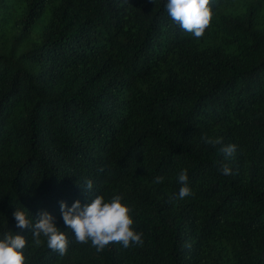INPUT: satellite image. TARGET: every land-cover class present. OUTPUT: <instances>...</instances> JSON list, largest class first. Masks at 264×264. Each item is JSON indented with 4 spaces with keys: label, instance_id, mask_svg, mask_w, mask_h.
<instances>
[{
    "label": "trees",
    "instance_id": "1",
    "mask_svg": "<svg viewBox=\"0 0 264 264\" xmlns=\"http://www.w3.org/2000/svg\"><path fill=\"white\" fill-rule=\"evenodd\" d=\"M166 4L0 0V238L23 236L26 264H264V0H211L200 38ZM97 195L122 197L142 245L76 242L61 202ZM17 209L49 213L66 254Z\"/></svg>",
    "mask_w": 264,
    "mask_h": 264
},
{
    "label": "clouds",
    "instance_id": "2",
    "mask_svg": "<svg viewBox=\"0 0 264 264\" xmlns=\"http://www.w3.org/2000/svg\"><path fill=\"white\" fill-rule=\"evenodd\" d=\"M154 3V0H151ZM211 0H167L166 10L173 23L182 30L191 33L196 38L203 36L212 18L210 7ZM205 142L215 147L221 144L219 139L202 137ZM225 158H231L236 152V145L224 146L220 149ZM101 172L104 171L102 167ZM219 171L223 175H230L231 169L227 164H221ZM188 174L182 169L178 174V182L182 185L179 189L178 199L192 195L187 186ZM156 183H162L163 178L157 177ZM86 190H92V181H85ZM65 226L72 231L79 244L91 241L97 251H102L107 245L116 243L124 248L132 244L142 245V233L133 230L131 209L122 203L120 195H114L105 201L101 195L95 196L91 203L83 208L79 201L68 208L64 202L60 205ZM16 226L20 229H30L32 240L35 244L41 243L40 237L47 239L49 249L65 255L68 247V238L65 232L59 230L54 223V218L47 212H42L34 222L29 219L24 210L17 209L13 213ZM27 240L21 235H14L7 231L0 238V264H26L24 249Z\"/></svg>",
    "mask_w": 264,
    "mask_h": 264
}]
</instances>
